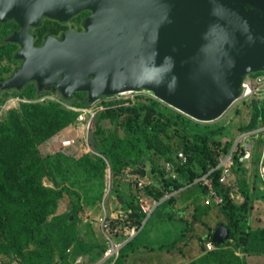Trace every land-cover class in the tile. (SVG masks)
<instances>
[{"label":"water","instance_id":"obj_1","mask_svg":"<svg viewBox=\"0 0 264 264\" xmlns=\"http://www.w3.org/2000/svg\"><path fill=\"white\" fill-rule=\"evenodd\" d=\"M82 11L91 12L84 31L49 37L40 48L26 35L43 17L66 22ZM4 19L21 25L27 40L16 55L21 67L2 89L34 81L38 91L55 85L65 99L87 93L89 103L147 89L210 122L236 101L248 74L264 71V0H0ZM129 174L145 177L146 170ZM228 238L221 224L212 242Z\"/></svg>","mask_w":264,"mask_h":264},{"label":"rangeland","instance_id":"obj_2","mask_svg":"<svg viewBox=\"0 0 264 264\" xmlns=\"http://www.w3.org/2000/svg\"><path fill=\"white\" fill-rule=\"evenodd\" d=\"M83 13L85 16L80 13V19L90 16L91 14V12L86 11ZM75 17L69 20V22L61 24L53 21H46L47 28L46 30L43 28V31L45 34L56 33L48 23L56 24V29L62 31L75 28V23L78 22ZM3 26L0 27V85L11 77V74H13V72L21 65V61L15 59L14 46L3 41V37L7 34V30H5L6 24ZM29 84L35 85V92L26 90ZM74 95L75 96L71 100L65 101L60 95H58L57 91H53L50 87L38 91L37 85L34 81L27 83L25 88L23 87L21 89H2L0 87V100H3V102L0 103V106L6 105V110L0 115V119L4 118L8 111L12 109L19 111L23 103L30 102H39L49 107L52 105L48 104L54 103L60 105V108L68 114L70 113L68 111H74L77 113V117L74 121L72 120L71 123L56 132L53 131L54 129L52 128L53 121L47 119V122L50 125L51 136L39 145L20 147L12 141L6 142L0 140V158L2 160L0 164V177L3 178H0V198L6 196V194L16 198H25L29 192L36 194L40 187L64 190V195L57 201L56 209H51L52 205L48 203L43 208L45 215L43 217L41 232L35 233L31 236L27 248L22 247V250H20L19 247L16 246L10 251L6 247V242L0 233V259L6 264H24L26 261L25 256L28 251L40 249L42 247L41 244L56 236V234L59 233V230H62V235L66 234V237H68L75 229L77 234L79 233L81 241L88 245L87 248L78 251L76 254L77 256L79 255L78 257H74V251L70 249L71 251L69 252V255L72 261L74 259H76V261L80 260V264H113L119 257L121 249L125 250V245H127L132 239L141 240L144 244L148 242L150 246H158L165 242L172 243L174 239L180 241L179 243H182L184 238L182 231L180 230L178 233H169L168 230L170 229H168L167 224H165L167 219H169L166 213L173 211L165 201L172 195L176 196V193L174 192L165 196L161 199V202L156 201L148 197L144 189L136 190L135 186L129 184L126 180L121 182V190L126 195L130 204L132 197H136L139 204L141 197L148 199L147 201L149 203L159 202V204H161V206L158 207L155 216L157 221H155V224L153 223V232L158 231V233L156 236H153L155 239L154 241H145V237L150 234L147 231L152 227L150 226L152 223L147 222L140 228H131L136 231V234L132 236L130 240V235L128 233L130 232L129 228L126 229L127 234H125V231H123L121 227L117 229L115 234H110L109 230L104 227L106 224L105 218L107 216L116 218L119 214L126 213L122 208V203H115L116 195L110 187L112 184V178L110 177L109 170L112 169V164L109 160L107 161L108 174L105 178L106 189L100 191V200L98 199V202H95L93 206L85 202L74 205L71 202L69 192H67L64 187L71 188L73 193L75 192L76 194H79L82 198H84L83 196L85 194H89L90 197H95L98 190L96 182L91 181L84 170L75 164L74 160H78L87 155L92 158L94 156L103 157L101 148H104L106 142L103 143L102 140L104 141L108 139L107 142L117 141L118 143L119 141H122L124 145H128V140L126 139L129 133L127 122L132 117V114L124 112L117 120H112L104 117L103 114L104 111L110 107L119 108L122 106H138L140 104H149L150 101L155 100L166 114L173 116L179 114V116H183L191 127L196 126L200 130L212 131L217 128H222L220 134L216 135V139L223 144L229 145L232 142H235L238 135L246 130V127H248V125L254 120V104L260 103L263 105L259 98L264 96L263 94H259L257 95V98L252 96L246 100H238L237 102H234L220 118L210 122H201L186 116L177 109L164 103L147 89L124 92L111 97H101L96 101V104L89 103L84 92L75 93ZM10 99H14V101H11ZM17 99L24 101H17ZM81 108L94 112V117L90 119L89 123L88 121H85V123L78 122L79 111ZM19 114H21V112H19ZM70 118L73 119L72 114L70 115ZM150 127L151 129L145 130V135L142 136L141 140L137 143L134 152L130 153V159L132 160L130 161L132 162V165L137 163L138 166L136 167H145L147 175L145 177L140 176V178L146 180L149 184L152 179L150 175L152 168L151 163L157 162V159L154 157L155 152H158V154L162 153V156H168V153L171 151L170 148H174V145H171V142L168 140L171 134V128L169 127V122L165 118H154ZM43 128L44 126H40L38 129L41 130ZM65 139H74L76 141V144L72 149L65 150L62 148L61 142ZM148 145L152 146V150H147L146 147ZM138 148L144 150L143 152L145 153V156L141 161L143 162L146 158L145 164H142L137 160L139 157ZM257 148V150H259V146ZM163 161L164 157H161V160L158 162L161 164ZM247 163L250 166L246 168L244 165ZM244 165L243 166L247 171L244 180H249L250 176L248 177V174L249 172L252 173V163L251 161H248L245 162ZM30 168H34V171L30 174L29 178H26L25 170ZM233 174L236 177L234 169ZM156 184L158 186V183ZM180 197L186 200L192 199L194 205L197 206L199 210H203L204 214H207V212L211 213L212 211L213 213L215 212L214 208L205 204V199L203 193L200 191L199 184H195L194 186L182 190ZM174 213L177 212L174 211ZM171 214L172 212L169 215ZM208 216H211L209 223L214 228L217 220L213 221V217H216V214H210ZM151 220L153 221L154 217L153 219H150V221ZM218 221H223V217ZM176 223L180 224V227L182 228L185 222L182 221L180 223L179 221H176ZM33 230H36V228H33ZM109 234V237L113 239V244L121 245L119 246V250H116L117 256L115 254L108 259H104L100 255H97L98 250L96 247H98L99 244H106L105 246L107 247V245H109L110 248L112 246V241L108 239ZM117 234H119L118 238L115 237ZM60 245L62 246L63 254V250L66 246H63L62 241L60 242ZM223 250L224 248L217 249L214 251L216 254L208 258H206L204 254L197 260H193L188 264H240V260L242 262L245 261L243 260V257L236 256L232 246L225 251ZM130 254L131 253H129L127 257ZM124 262L125 259H119L117 264H125ZM53 264H63V261H61L58 255H56ZM164 264H167L166 261Z\"/></svg>","mask_w":264,"mask_h":264},{"label":"trees","instance_id":"obj_3","mask_svg":"<svg viewBox=\"0 0 264 264\" xmlns=\"http://www.w3.org/2000/svg\"><path fill=\"white\" fill-rule=\"evenodd\" d=\"M26 90L35 92L36 87L34 84H29ZM84 95L86 97V93H84ZM1 102H3L2 99L0 100V103ZM48 105L52 106L49 107L39 102L23 103L19 111L13 109L8 111L5 117L0 119V140L6 142L12 141L20 147L39 145L51 136L50 125L47 119L53 121L52 128L54 129L53 131L56 132L71 123L72 120L74 121L77 117L76 112L68 111L70 112L68 114L60 108L58 104L51 103ZM254 110V120L246 127V130L242 132L257 129L260 125L264 124V105L260 103L254 104ZM19 112H21V114H19ZM124 112L132 114V117L127 122L129 128V133L126 138L128 140V145H124L122 141L118 143L117 141L107 142L108 139L102 140L103 143L106 142L104 148H101L103 157L94 156L92 158L87 155L78 160H74L75 164L84 170L89 179L96 182L98 190L95 197H90L89 194H85L83 196L84 198H82L79 194L73 193L71 188L64 187V189L69 192L71 202L74 205L85 202L93 206L95 202H98V199L100 200V191L106 189L105 178L108 174L107 161L109 160L112 164L111 188L116 195L115 203H121L119 197L122 198L124 201L122 208L126 211L125 214L127 217L126 219L116 220L112 219L111 216H107L110 222L109 224L111 225L110 234H113L114 229L119 225L127 229H131L132 227L140 228L143 225L146 215L142 211L136 197H132L131 204L128 202L126 195L121 190V182H124L127 178L129 171L138 166L137 163L132 165L130 153L134 152L137 143L141 140L142 136L145 135V130L151 129L150 125H152L154 118H165L169 122V127L171 128V134L168 140L171 142V145H174V148H170L171 151L168 153V156H162V153L158 154V152H155L154 157L157 159V162L151 163L152 168L150 174L153 180L151 179L150 184L144 188L147 196L153 200L160 201L166 195L179 192L195 184H199L201 190H203L202 192L207 194L208 188L199 182L195 183V181L214 169L209 177L212 179V184L217 194L223 198V204L218 206L223 221H220L211 232L209 231L208 235L200 238L201 247L207 250L206 244L212 242L213 231L222 224L228 228L229 238L223 244L215 243V248L221 249L231 245L233 251H239L249 255L264 254V228L254 229L249 223V217L253 210L255 199V188L248 183V180H244L247 172L243 166L244 164L237 163L234 168L240 193L244 197L241 204H236L230 199L228 189L219 181L221 169H216L219 164L220 155L218 149H222L224 153H227L233 145V142L227 145L217 141L216 135L220 134L222 128H217L212 131L200 130L196 126L191 127L183 116H179V114L176 116L166 114L155 100L150 101L149 104H140L138 106L110 107L104 111L103 114L106 118L117 120ZM71 114L73 119L70 118ZM40 126H44V128L39 130L38 128ZM262 143L263 139L259 138L254 145L251 159L252 174L254 177H256L258 173L256 168L258 167L260 156L257 147ZM146 148L148 151L152 150V146L150 145ZM143 151L144 150L139 149V157L137 160L145 164L146 158L143 162L141 161L145 156ZM179 152L184 153L186 163L182 164L178 160L177 157ZM161 157H164V161L159 164L158 161L161 160ZM1 161L0 158V164ZM168 162L173 165V171H168L166 169V164ZM33 171L34 168L25 170L26 178H29ZM173 174L175 176H173ZM0 178L3 179L2 177ZM156 183H158V186ZM63 195V189L40 187L36 194L29 192L25 198H16L8 194L1 197L0 233L6 242V247L10 251L16 246H18L20 250H22V247L27 248L31 236L41 232L43 217L45 215L43 208L45 205H47V203L51 204V209H56L57 201ZM165 202L171 207L175 202L174 195L166 199ZM160 206L161 204H159L158 207ZM182 212L184 213L180 214L183 215L186 210ZM194 216L196 217V215ZM187 225L190 226V223L187 222ZM33 228H36V230H33ZM65 237L66 234L62 235V230H59L56 236L44 241L40 249L28 251L25 256L26 261L24 264H53L56 255L63 261V264H76V259L72 261L69 252L73 250L74 257H76L78 251L87 248L88 245L81 241V237L79 233L77 234L75 229L66 239ZM115 237L118 238L119 234ZM135 240L132 239L129 241L127 245H125V250L121 249V253L114 264H117L119 259H126L131 251L139 249V246L134 242ZM61 241L63 242V246H66L63 250V254L62 246L60 245ZM105 245L106 244H99V246L96 247L98 250L97 255H100L102 258L109 248V245H107V247ZM213 251H207L205 254L206 258L214 256L216 253ZM240 264L245 263L240 260Z\"/></svg>","mask_w":264,"mask_h":264},{"label":"crops","instance_id":"obj_4","mask_svg":"<svg viewBox=\"0 0 264 264\" xmlns=\"http://www.w3.org/2000/svg\"><path fill=\"white\" fill-rule=\"evenodd\" d=\"M260 148H261V145L259 146V149ZM244 166H246L247 168L250 165L247 163ZM250 173L251 172H249V174L247 173L248 177L250 176L248 183L255 188V193H254L255 199L253 203V210L249 217V223L254 229L264 228V190L262 189L263 181L260 179V176L258 173L256 177H254L252 173L250 175ZM200 191L202 192L203 190H201L200 188ZM181 192L182 190L179 192H176V196H174L175 202L170 207L173 210L171 211L172 214L169 215L171 212L166 213L169 219H167V222H165V224H167L168 229H170L168 230L169 233H175V232L178 233L180 230L182 231L183 236H184L182 243H179L180 241L174 239L172 243L165 242V243L159 244L158 246H153V245L150 246L148 242H146L147 244L146 243L144 244L143 241L137 239L136 245L139 246V249L130 252L131 254L125 259V262H124L125 264H164L165 261L167 264L168 263L188 264L192 262L193 260H197L204 254H206L207 251H209V250H204L201 247L200 238L208 235L209 231L211 232V230L213 229V226L210 225L209 223L211 216L209 217L208 215L216 214V217H213V221L217 220L216 225L220 222L218 220L221 218V215H220V211H218L219 209H217L219 207L210 206L214 208L215 212L213 213L212 211L211 213L207 212V214H204L203 210H199L198 207L194 205V202L192 199L186 200L180 197ZM202 193H203V197L205 199V204H206V196H205L206 193L204 192ZM262 195H263V198H262ZM157 209L158 208L154 210L152 215L149 217V220L145 222V223L147 222L152 223L150 225L152 227L149 228V230L147 231L150 234L145 237V241H148V240L154 241L155 239L153 236H156V234L158 233V231L153 232L154 230L153 223L155 224V221H157V219H155ZM183 210H186V212L185 214L182 215L180 213H184L182 212ZM174 211H176L177 213L175 214ZM194 215H196V217ZM153 217H154V220L150 221V219H153ZM176 221H179L180 223L183 221L185 223L181 228L180 224H177ZM187 222L190 223V226L187 225ZM125 234H127V232H125ZM108 239H110V241H112L113 243L112 238L108 236ZM130 239L131 237L129 236V240ZM134 242H136V240ZM229 248H231V246L224 248L223 251ZM216 250L217 248H215L214 251ZM234 253L238 257H243V260H245L244 263L246 264H264V254L249 255V254L241 253L239 251H234Z\"/></svg>","mask_w":264,"mask_h":264},{"label":"built area","instance_id":"obj_5","mask_svg":"<svg viewBox=\"0 0 264 264\" xmlns=\"http://www.w3.org/2000/svg\"><path fill=\"white\" fill-rule=\"evenodd\" d=\"M249 75H252V76H249ZM249 75H247L243 79L241 83L240 94L236 98L235 102H237L238 100L249 99V97H252V96L257 98V95L259 94L264 95V71L251 73ZM10 100L14 101V99H10ZM259 100L264 105V96L259 98ZM17 101H24V100L17 99ZM94 104H96V101L94 102ZM5 110H6V105L0 106V115L3 114ZM79 112L80 114L78 117V122L80 123H85V121H88L89 123L90 119L94 117V112L89 111L88 109L81 108ZM259 138L263 139V143L261 144V148L259 149L260 156H259L257 171L260 176V179L263 181L262 189L264 190V124L260 125V127L257 129H253L247 132H242L241 134H239L238 137L236 138V141L233 142V145L231 149L229 150V152L224 153L222 149H218V152L220 155H219V164L216 169L218 168L221 169V176L219 178V181L225 188L228 189L230 199L236 204H241L244 200V197L240 193L238 182L236 180V177L233 174V169L236 167L237 163L244 164L245 162L251 161L253 150H254V145L257 139ZM75 144H76V141L74 139H65V140H62L61 142V146L65 150L72 149ZM177 158L182 164L186 163V157L184 153L179 152ZM166 169L168 171H173L174 167L170 162H168L166 164ZM213 170L214 169H212L208 174L204 175L203 177L197 179L195 183L199 182L208 188V193L205 195L207 205L219 206L223 204V198L217 194L216 190L213 187L212 179L209 177L210 173ZM173 176L175 175L173 174ZM125 180L129 184L135 186L136 190H142L145 188V186L149 185V182L140 178L139 176H132L128 174ZM147 200L148 199H144V197L140 198L141 209L146 215L143 224H145V222L149 219V217L152 215V213L158 207V204H159V202L149 203ZM161 201L162 200H160V202ZM124 218L125 219L127 218L126 214L122 213V214H119L116 218H112V219L121 220ZM105 221L107 225L105 224L104 227L107 228L110 232L111 225L109 224L110 222L107 219V217L105 218ZM120 227L121 229H123V231L127 232L126 227H122L119 225L114 229V233H116L117 229H119ZM119 231H122V230H119ZM129 231L130 232L128 233L130 237L136 234V231L134 229H129ZM108 236H110V234ZM120 245L121 244L112 243V246L108 248V250L105 252L104 259H108L110 258V256H113L115 254L117 256L116 250H119ZM206 247H207V250L211 251L215 249V244L213 242H208L206 244ZM80 263H81L80 260L76 261V264H80ZM0 264H6V263H4L0 259Z\"/></svg>","mask_w":264,"mask_h":264},{"label":"flooded vegetation","instance_id":"obj_6","mask_svg":"<svg viewBox=\"0 0 264 264\" xmlns=\"http://www.w3.org/2000/svg\"><path fill=\"white\" fill-rule=\"evenodd\" d=\"M85 11H82L80 12L83 16H85V14L83 13ZM86 12H90V11H86ZM77 14L73 17H75L76 20H78V22L75 23V28H72V29H69V30H65V31H62V30H59V29H56V24H53V23H48V25L51 26L52 29L55 30L56 33H44L43 31V28H47V23L46 21H53L55 23H58V24H61V23H66V22H69V20H71L72 18H70L68 21L66 22H59L58 20H55V19H51V18H48V17H43L42 20L40 21V24L38 26H30L28 28V31L26 33V35L28 36H31L32 38V45L36 48H40L44 45V43L46 42V39L49 38V37H52V38H55L57 40H61L62 39V36L70 31V30H76V31H84V21L85 19L88 17H83V19H80L81 17L79 15L81 14ZM4 24H6L5 26V30H7V34L3 37V41L7 44H10V45H13L14 46V49H15V59L21 61V65L23 63V59H18L16 58V55L17 54H20L24 47L22 45V42H25L27 40V38L24 36V35H21L23 33V28L21 25H19L14 19H4L1 23H0V27L3 26ZM45 25V27H44ZM4 27V26H3ZM29 38V37H28ZM21 65L19 66V68L21 67ZM19 68H17L16 70H18ZM15 70V71H16ZM14 71V72H15ZM13 72V73H14ZM12 75V74H11ZM10 78V77H9ZM8 78V79H9ZM7 79V80H8ZM6 81V80H5ZM31 82V81H30ZM29 83V82H28ZM27 83L24 85L26 86ZM23 86V87H24ZM50 88H52L53 91H57L58 92V95H60L64 100H71L75 95L72 94L71 97L68 99H65L63 97V95L61 94L60 90L58 88L55 89V85H52V86H48ZM46 87V88H48ZM38 90V89H37ZM86 99H88V95L86 93Z\"/></svg>","mask_w":264,"mask_h":264},{"label":"clouds","instance_id":"obj_7","mask_svg":"<svg viewBox=\"0 0 264 264\" xmlns=\"http://www.w3.org/2000/svg\"><path fill=\"white\" fill-rule=\"evenodd\" d=\"M128 174H129V172H128ZM130 175V174H129ZM139 177H140V175H138ZM104 258V257H103Z\"/></svg>","mask_w":264,"mask_h":264},{"label":"bare ground","instance_id":"obj_8","mask_svg":"<svg viewBox=\"0 0 264 264\" xmlns=\"http://www.w3.org/2000/svg\"><path fill=\"white\" fill-rule=\"evenodd\" d=\"M130 92V91H129ZM151 92V91H150ZM124 93V92H123Z\"/></svg>","mask_w":264,"mask_h":264}]
</instances>
